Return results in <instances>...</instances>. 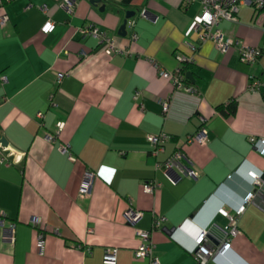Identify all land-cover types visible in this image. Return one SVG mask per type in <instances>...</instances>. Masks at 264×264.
Segmentation results:
<instances>
[{"label":"crops","instance_id":"obj_1","mask_svg":"<svg viewBox=\"0 0 264 264\" xmlns=\"http://www.w3.org/2000/svg\"><path fill=\"white\" fill-rule=\"evenodd\" d=\"M63 2L0 5V16H8L0 26V144L4 137L5 146L24 153L19 163L0 162V264H148L134 256L135 230L149 228L155 215L166 217L153 233L160 264H201L192 253L195 237L204 229L207 245L221 243L229 220L219 209L234 213L253 188L248 172L264 173V154L253 142L264 138V95L249 87L252 76L264 79V50L248 65L235 49L220 52L205 41L184 64L176 56L191 53L189 41L198 43L199 3L72 0L67 10ZM48 21L54 28L44 32ZM91 26L113 37L121 51L109 55L105 41L81 33ZM220 27L264 49V9L241 5L238 20ZM178 67L197 92L175 89L159 74ZM58 72L66 73L60 81ZM59 121L62 129L48 140ZM201 126L208 142L186 143ZM159 132L170 138L155 156L147 134ZM64 143L73 159L61 151ZM179 147L182 164L197 174L174 181L177 171L156 163ZM87 170L96 176L91 193L82 194ZM149 180L159 184L153 193L142 189ZM129 205L143 213L135 225L124 216ZM237 226L230 248L207 264H264L262 197L246 204ZM107 247L117 249L115 263L104 261Z\"/></svg>","mask_w":264,"mask_h":264},{"label":"built area","instance_id":"obj_2","mask_svg":"<svg viewBox=\"0 0 264 264\" xmlns=\"http://www.w3.org/2000/svg\"><path fill=\"white\" fill-rule=\"evenodd\" d=\"M10 0H0V5H3L4 2ZM185 4H190L192 2H197L200 5V11L197 15V18L193 24V30L197 34V42L189 41L187 43L188 48L191 50L189 55L177 54L176 58L180 63H191L194 60L195 53L199 47L200 43L205 41H212L216 48L220 52H226L229 48L236 50L238 54L239 61L252 65L259 61L263 48L260 46H254L247 43H244L238 37L228 33L220 27V23L223 20L236 22L238 20V12L241 5H250L255 11L264 9V0H183ZM63 7L67 10H71L72 0H64ZM41 10H45L46 6L41 5ZM8 21L7 14L0 16V26H4ZM134 21H131L133 24ZM54 28V24L50 21L46 22L42 27L44 32L51 31ZM81 33L84 35H92L99 37L102 41L106 42V53L111 55L114 52L121 51V49L116 45V42L113 37L108 36L107 33L96 27H83L80 29ZM137 34L135 31L132 32V38L136 39ZM159 74L161 76L170 78L175 89H183L188 92H197V89L192 84L186 83L185 72L182 68L178 67L175 70H163L159 69ZM57 80L60 81L66 75V73L58 72ZM249 87L256 92H261L264 95V79L258 77H251ZM138 96V92L135 93V97ZM51 105H56V103L50 98ZM169 99H165L162 102V112L164 115L167 114L169 110ZM42 115V113H39ZM64 125L63 121L57 123V131L55 134L47 133L46 138L48 140H54L57 133L62 129ZM170 135L165 132H159L156 134L149 133L147 134V140L152 146L151 153L155 156L159 155L165 150V143L169 140ZM208 131L205 127L201 126L197 131L190 134L186 143L198 142L200 144H206L208 142ZM253 139L256 149L264 154V138ZM1 156L0 162L10 165L12 163H19L24 153L18 151L10 146H5L0 144ZM60 149L63 153H67L69 158L73 159V155L70 153V147L68 144L64 143L60 146ZM186 159L185 152L181 147L174 150L170 155L164 159L163 162H157V167H164L167 172L177 171L174 175H171L174 181H177L181 176H190L195 177L196 172L183 165L182 160ZM249 177L253 188L248 191L242 200V203L237 207L234 213H230L225 208H220L219 213L226 216L229 220V224L226 228V237L217 245H207V231L201 230L200 233L195 237V248L192 253L201 264H207L208 260L218 254H225V252L231 246V239L238 232L239 228L237 226L238 217L245 210L246 204L251 201L252 198L259 196L264 199V176L258 174L256 171L251 170L248 172ZM95 172L92 170H87L80 183V192L82 194H89L92 191ZM158 183L155 180L145 181L142 185L144 192L153 193L158 187ZM142 211L134 209L131 205L126 209L124 216L128 223L137 224L142 218ZM5 213L0 211V222H4ZM166 217L163 215H155L153 222L149 228H136L135 233L139 238L140 242L138 247L134 250V256L137 258L147 259L148 264H160L158 256L155 254V242L153 240V233L156 229L162 227ZM34 223H37V220L33 219ZM7 238L10 241H13V226H8L7 228ZM103 259L107 263H115L117 260V249L115 247H107L104 252Z\"/></svg>","mask_w":264,"mask_h":264},{"label":"water","instance_id":"obj_3","mask_svg":"<svg viewBox=\"0 0 264 264\" xmlns=\"http://www.w3.org/2000/svg\"><path fill=\"white\" fill-rule=\"evenodd\" d=\"M91 2L95 3L97 2L98 0H90ZM131 11L130 13L128 12L127 15H126V18L124 20V22L122 23V25L120 26V30L124 31L125 32V27H126V23H127V18H129L131 16ZM188 77H191V74L188 72L187 73ZM1 143L2 145H5L6 144V140L4 137L1 138ZM262 176H264V173L262 174Z\"/></svg>","mask_w":264,"mask_h":264},{"label":"trees","instance_id":"obj_4","mask_svg":"<svg viewBox=\"0 0 264 264\" xmlns=\"http://www.w3.org/2000/svg\"><path fill=\"white\" fill-rule=\"evenodd\" d=\"M235 106H236L235 103H232L230 107L228 106L229 107L227 108L229 110L228 112H234Z\"/></svg>","mask_w":264,"mask_h":264}]
</instances>
